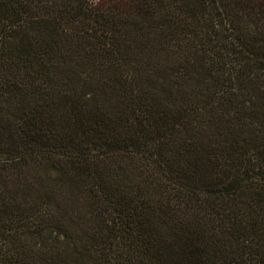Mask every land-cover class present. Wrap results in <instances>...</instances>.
Returning a JSON list of instances; mask_svg holds the SVG:
<instances>
[{
    "label": "trees",
    "instance_id": "trees-1",
    "mask_svg": "<svg viewBox=\"0 0 264 264\" xmlns=\"http://www.w3.org/2000/svg\"><path fill=\"white\" fill-rule=\"evenodd\" d=\"M0 264H264V0H0Z\"/></svg>",
    "mask_w": 264,
    "mask_h": 264
}]
</instances>
